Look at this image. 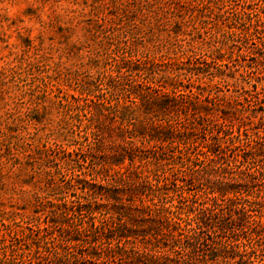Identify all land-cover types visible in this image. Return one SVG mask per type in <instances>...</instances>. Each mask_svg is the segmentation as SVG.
I'll use <instances>...</instances> for the list:
<instances>
[{
  "label": "trees",
  "instance_id": "obj_1",
  "mask_svg": "<svg viewBox=\"0 0 264 264\" xmlns=\"http://www.w3.org/2000/svg\"><path fill=\"white\" fill-rule=\"evenodd\" d=\"M83 1L88 18L82 9L79 16L73 11L64 26L56 21L60 47L46 43L42 32L38 43L29 34L20 35V44L12 46L0 38L8 49L0 60L13 58L0 67V184L14 177L22 193L30 195L38 235L25 232L27 208L17 203L0 201V223L8 228L12 242H25L24 264H73L71 257L80 247L79 258L85 264H194L180 255L201 253L204 226L211 231L204 264H264V74L249 83L246 73L227 72L231 62L223 60L222 42L199 64L176 54L173 46L154 44L159 27L171 25L180 0ZM41 23L45 29L47 24ZM182 24L176 20L171 25L172 36L184 33ZM235 33L230 30L223 37L230 40ZM87 48L92 54L86 70L95 73L79 78L68 67L75 66ZM259 63L264 66V58ZM36 73L53 79L51 87L17 85L10 91L11 84ZM62 75L75 79L80 89L55 81ZM210 77L216 84L210 85ZM224 83L243 92L227 94L221 89ZM52 106L62 115H85L90 154L79 146L80 137L74 145L61 147L63 160L54 157L48 127ZM259 110L261 118L255 122ZM89 135L102 138L101 144ZM83 155L88 158L84 164L94 159L91 169L98 186L75 179L73 191L100 195L109 209L102 210L97 202L72 208L70 199L44 203V186L34 179L36 165L80 163ZM176 156L181 159L176 164L180 173L179 168L216 171L203 196L178 195L181 184L171 183L167 175L158 180L157 173ZM44 172L49 178L54 173L50 166ZM170 185L177 203H167L164 192ZM62 189L54 183L50 191ZM220 209L227 210L229 218L220 217ZM52 213L63 214L64 220H42ZM71 213L79 216L75 224L67 220ZM54 225L63 234H54ZM12 253L4 252L0 264H18Z\"/></svg>",
  "mask_w": 264,
  "mask_h": 264
},
{
  "label": "rangeland",
  "instance_id": "obj_2",
  "mask_svg": "<svg viewBox=\"0 0 264 264\" xmlns=\"http://www.w3.org/2000/svg\"><path fill=\"white\" fill-rule=\"evenodd\" d=\"M84 2L83 0H79L78 4L74 5L73 0H0V38L7 40L12 46L20 44V40L18 39L20 35L26 36L29 34L31 38L34 39L35 37V42L38 43L36 38L39 36V33L42 32L46 43L51 44L54 42V44L60 47L59 43L62 42V39L57 35L56 21L61 20L64 26L67 24V20L70 18L73 11L76 13V16H79L82 13V9H85L83 13L86 15L85 17L88 18L89 9L85 8ZM203 2L207 4V7L202 6ZM177 3L178 11L170 21L172 26L176 20L183 21L184 24H182V28L184 29V33L176 38L171 35V25L160 26V32H158L159 36H154V44H168L173 46L176 48V54L182 57H193L195 59V64H199L203 62L204 58H210L212 55L210 50L217 46V42H222L223 60L231 62V66L225 69L227 72L234 71L237 75L239 73H246L247 82L249 83H253L256 78L260 77V74H264V66H261L259 63V58H264V50L262 49L264 47V0H246L245 4L242 0H180ZM193 17H195V19L192 21ZM41 21L47 24L45 29H43ZM230 30L236 31L233 37L230 38L231 41L223 37L225 32ZM78 36L81 41L84 40L81 33H79ZM125 38L126 36H123L122 40ZM91 54L92 49L87 48L82 59L75 60L74 63L71 60L75 66L68 67V70L72 74L80 76L79 78L92 76L95 72H88V70H86V68H88V66H86V63H88L87 58ZM7 55L8 49L5 48V44H0V58L1 56ZM12 59L13 58H6L5 62H9ZM5 62L0 60V67L5 65ZM27 77H22L21 80H18V83L14 82L11 84L10 91L14 92L17 89V85L25 89H31L34 88L36 84H39V86L47 89L45 86L51 87V83L53 82V79L48 80L43 74L38 73L32 76V78ZM57 77L59 78H56L55 81L65 82V84L67 82L76 90L80 89V85L75 82V79L73 81L67 80L63 75ZM216 81L217 80H212L211 82V77L208 79L210 85L216 84ZM262 82L264 83V79ZM133 84L135 83L133 82L132 85ZM31 85L33 87H31ZM221 89L233 96L243 92L239 86L235 87V85L226 83L222 84ZM53 90H56V88L53 87ZM61 95L62 93L60 96ZM50 114L48 127L51 130V132H49L51 135L49 139L55 146L56 154L54 153V157L63 160L64 155L61 147L64 145H74V140H80V137L83 143H81V145L79 143V146L82 148L83 152L90 154L91 149L87 147V142L85 143L84 139L86 134H88L87 132H89L88 128L85 126L87 122L85 115L83 113L80 114L79 117L75 115H71L70 117L69 114L62 115L58 111L57 106H52ZM256 114V118L254 119L255 122L260 120L262 111L259 110ZM88 139L92 141L98 139V144L102 142V138L99 136L91 137L89 135ZM106 151L108 153V150ZM168 155H172V152H168ZM175 158L174 162L172 159V161L168 163L163 172L157 173L158 180H161L164 175H167L171 183L174 181L177 183L178 180L179 184H181L182 190L176 188L178 195L184 194V196L188 198L203 196L204 193L208 191V188H210V179L212 180L214 178V173H216V171L210 170V167H198L199 169L193 171H186L185 169L179 168V170L183 172L180 173L177 171L178 168H176V164L181 163V159L177 156ZM75 159L77 160L78 156L75 157ZM87 159L88 158L83 155L80 158V163L73 162L71 164H64L62 163L63 161H47L46 165H43L45 163L41 164V166H39V164L36 165L38 173L34 176V179L37 183H41V186H44V189L40 190V195L44 203L48 204L53 200L70 199L73 201L71 205L73 206L72 208L80 207L82 204H95V202H97L101 205L100 207L102 210L109 209L110 204L104 201L100 195H94L90 191L83 194L78 193L79 191H77V193L73 191V187L71 186L73 183L71 182H74L73 180L75 179L79 181L88 180L86 183L92 188H97L98 186H96V181H94L98 178L96 175H93L91 169L95 163L93 161L94 159L92 158V160L90 157L91 161L89 165L83 163ZM46 166H50L51 170L54 172L50 178L44 172ZM210 173L212 174L211 177ZM16 182L17 181L13 177L5 179L3 185L2 183L0 184V201L6 205H15V203H17L27 208L25 232L35 237L38 235L35 226H37L39 222L33 219L34 210L29 201L30 195L23 194L21 188L16 185ZM46 182H50L49 185L46 184ZM54 183L58 184V186H61L63 189L58 192H51L50 190ZM114 188H117V186ZM118 188L122 190L128 189L127 186H119ZM173 189L171 185L165 188L164 193L167 194L166 196L169 195V197H167L168 204H170L169 202L172 200L177 203L179 199ZM16 197L19 198L17 201ZM11 198H13V200H11ZM219 213L220 217L229 218L227 210L220 209ZM73 214L74 213H71V216L67 218L68 222L71 224H75L79 218L78 215ZM54 216L53 213L48 216H42V220L52 223L57 222V220H64L61 219L63 214L56 215L57 217ZM1 221L2 219L0 216V222ZM19 221L21 222V220ZM201 231V238L204 243V245L200 246L201 253L197 256H186L184 254L183 257V254L180 255L184 260L194 264H204L202 254L209 250L210 227L204 226ZM53 232L57 235L63 234L59 226L56 225H54ZM8 233V228L5 227L4 223H0V256L6 251L9 253L13 252L12 254L14 258L17 259L18 264H24L26 258L21 248L27 249V247H25V242H12V240L9 239ZM5 234H7L6 237H4ZM50 236L51 235L47 237ZM206 239L208 240L207 242ZM12 243L14 245H12ZM81 250L82 248L80 247L78 253H75V256L72 255L71 259L73 264H85L79 258ZM43 264L53 263L50 260H46ZM222 264H231V262H223Z\"/></svg>",
  "mask_w": 264,
  "mask_h": 264
}]
</instances>
